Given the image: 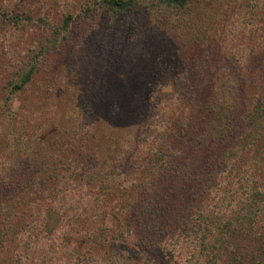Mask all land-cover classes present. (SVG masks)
Masks as SVG:
<instances>
[{"label":"trees","instance_id":"trees-1","mask_svg":"<svg viewBox=\"0 0 264 264\" xmlns=\"http://www.w3.org/2000/svg\"><path fill=\"white\" fill-rule=\"evenodd\" d=\"M262 175L264 0H0V264H264Z\"/></svg>","mask_w":264,"mask_h":264},{"label":"rangeland","instance_id":"rangeland-1","mask_svg":"<svg viewBox=\"0 0 264 264\" xmlns=\"http://www.w3.org/2000/svg\"><path fill=\"white\" fill-rule=\"evenodd\" d=\"M155 94H156V92H151L150 96L154 97ZM260 181H261V184L264 185V175H262L260 177ZM55 223H56L55 216H53L52 214L48 213V229L49 228L50 229L53 228ZM120 263H122V264H135V263H131V261L124 260V259H121Z\"/></svg>","mask_w":264,"mask_h":264}]
</instances>
